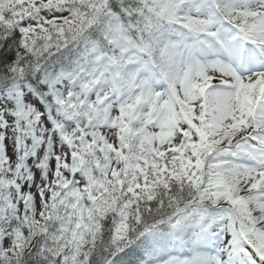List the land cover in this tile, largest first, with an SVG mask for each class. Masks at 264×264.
<instances>
[{
	"label": "snow or ice",
	"instance_id": "obj_1",
	"mask_svg": "<svg viewBox=\"0 0 264 264\" xmlns=\"http://www.w3.org/2000/svg\"><path fill=\"white\" fill-rule=\"evenodd\" d=\"M0 264H264V0H0Z\"/></svg>",
	"mask_w": 264,
	"mask_h": 264
}]
</instances>
